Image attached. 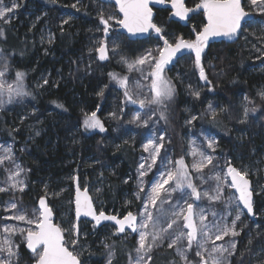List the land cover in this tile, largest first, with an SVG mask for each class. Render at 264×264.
Instances as JSON below:
<instances>
[{"label": "trees", "instance_id": "trees-1", "mask_svg": "<svg viewBox=\"0 0 264 264\" xmlns=\"http://www.w3.org/2000/svg\"><path fill=\"white\" fill-rule=\"evenodd\" d=\"M199 2L185 0V5L195 8ZM18 4L13 19L0 20L3 32L0 51L10 55L11 74L17 71L25 74L28 94L21 96L19 104L0 110V135L15 143L22 166L27 170L21 200L37 206L41 196H46L47 185V191L52 193L47 195V201L55 223H59L60 205L70 210L72 221L71 177H77L93 199L100 183L103 211L123 216L138 210L139 202L134 200L131 185L146 128L140 121L133 122V108L124 105L120 84L109 74L135 76L136 72H128L122 57L127 62L137 59L154 44L161 43L163 48L165 39L171 44L179 37L193 40L206 23L203 9L195 8L187 23L181 24L170 19L168 8L160 6L155 9L154 23L163 29V38L149 35L130 40L119 29L107 38L102 37L100 14L117 18L112 3L19 0ZM242 5L251 13L244 0ZM263 23L264 15L252 14V19L232 40L208 42L201 58L207 80L201 79L192 52L182 50L165 66L164 76L174 85L175 96L166 105H157L156 111L173 157L184 155L186 132L196 133L202 128L215 136L219 156L229 158L241 170L245 165L250 166L248 177L252 184L256 177L261 178L264 168V98L260 95L264 92ZM43 29L51 33L50 40L43 38ZM102 39H106L109 48L106 60H100L96 51ZM114 44L119 45L115 53L111 51ZM195 92H199V97L193 95ZM242 96H245L247 114L240 107ZM208 103L216 105L215 118ZM92 112H96L103 124V131L86 128L85 119ZM22 113L26 118L21 121ZM189 114L196 119L192 118L188 124ZM25 122L36 124L38 131L35 133ZM20 145L26 149H18ZM254 199L255 214L259 216L245 218L232 264H264V194L254 193ZM78 227L90 232L84 240L89 248L87 263L79 258L81 264H106L109 259L111 264H131L130 256L133 259L136 245L134 234L126 237V233L119 235L109 224L96 227L88 221H81ZM102 229L113 232L107 240L110 248L105 249L97 237L91 236ZM67 246L78 252L76 245L68 242ZM20 250L28 257L24 245ZM151 256L148 264H181L169 249H156Z\"/></svg>", "mask_w": 264, "mask_h": 264}, {"label": "snow or ice", "instance_id": "snow-or-ice-1", "mask_svg": "<svg viewBox=\"0 0 264 264\" xmlns=\"http://www.w3.org/2000/svg\"><path fill=\"white\" fill-rule=\"evenodd\" d=\"M157 3H164L165 0H156ZM115 3L119 6L120 13L123 14V18L118 20L117 23L127 29L131 34L145 33L150 29L154 30L157 34H161L160 38H163V29L153 23V10L149 6L150 0H115ZM249 3L253 7H257L261 13H264V0H249ZM171 6L174 9V15L182 19L187 18L188 14L193 9L187 8L184 4V0H171ZM18 5L13 3L11 7L4 5V0H0V19H5L10 13H13ZM73 8L76 5H72ZM197 9L202 8L206 17L207 23H205L202 29L195 33L194 40H185L183 37H179L175 44L169 43L168 40H164V47L159 50V56L153 57L151 52H148L145 56L140 57L128 63L127 60L122 57L121 60L127 63L128 72L141 71L139 66L148 64L150 68L149 76L151 78L150 98L134 99L133 94L128 87V77H120L119 74L110 73L112 79L125 89L124 95L126 100L131 104H139L141 107L145 105H166L167 101H171L175 96V87L172 82L164 76L165 66L171 63L173 57L180 53L182 50H192L195 53V66L200 70L201 79L207 80L204 67L201 64V55L207 46L211 37L224 36L228 38L235 37L238 31L242 27V22L250 15L245 11L242 5V0H201L196 5ZM114 19L113 16L105 18L103 13L100 14V22L103 25V32L108 34L110 24L109 21ZM68 21H64L67 23ZM0 35L3 32L0 31ZM119 45L113 46L111 51L117 52ZM99 53L100 60L108 59L109 48L106 41H101L99 47L96 49ZM8 72V67L5 65L3 70H0V103H4L2 99L6 93L8 96V102L10 103L14 96L27 95L28 93L23 91V82L25 74L17 71L15 73V80L13 83H8L4 77ZM44 83H47L45 80ZM139 96V93H136ZM196 97H199V92L193 93ZM264 98V92L260 93ZM62 107V105H60ZM209 109L212 110L213 118L216 116L215 109H212V105H209ZM254 110V109H253ZM248 109H245L247 114ZM114 115V114H113ZM161 117L164 118V113L161 112ZM151 119V118H149ZM149 119L142 121L143 125H148ZM196 119V117H193ZM140 117L137 115L133 122L139 121ZM86 128H100L104 130L103 124L98 119L96 112H92L90 116L85 119ZM160 142H157V138H152L143 145L146 152H149V157L144 163L139 165V176L141 178V185H143V177L146 175V170L150 171L156 164L157 159L160 158L162 162L166 157H161V149L164 147V137L158 138ZM216 142L213 139H208L207 147L215 150ZM9 155L0 157V164H3L6 160H12L11 149H4ZM191 155L193 157L199 156L198 162L193 163L192 167L197 172L202 170L208 165H213V156L207 155L206 152L201 151L198 148H193ZM150 161V162H149ZM15 171H10L7 176V180L11 182V188H18L23 191L25 182L19 179L24 169L19 165H14ZM217 167L213 165V168ZM248 170L245 168L243 171L232 166L231 162H227V171L223 173H215L213 180L215 181V188L212 189L210 194L208 191L198 190L191 179H189L188 166L185 164L183 158L175 161V169L159 172V177L151 183L150 191L147 193L146 199L143 200V210L138 214L128 212L122 219L116 216L106 215L103 211H97L93 207L92 199L88 195L87 188L81 191L79 185L76 187L75 196V214L77 218L83 214L84 216H91L96 224L99 225L101 221H114L116 227V233L125 232L126 226L133 232H139V246L135 249L136 258L132 261V264H148L152 260L151 252L153 248L159 247L165 240L168 241L167 247L174 249L175 252L181 257L185 264H193L187 258V252L193 250L195 246V256L199 257L198 264H229L227 256H231L236 249L235 241H229L227 246L224 244H216L215 241L224 240L225 236L231 235L235 237L239 233L235 230L236 221H239L241 216L238 213L231 222V226L214 222L212 224L206 223V216L203 214L204 210H200L199 226L194 218L193 203L186 204V211L184 208H180L179 212L173 211L172 215L176 219L167 223V227H162L159 224V217H154L152 211L149 210V205L152 208H157L158 202L161 205L160 211L163 212L164 196H171L172 192L183 189H190V197H194L196 200H200L203 196L209 201H218L225 204V207L236 203L242 204L248 213H253V193L250 188V180L248 177ZM170 182H172L170 184ZM235 189L238 196L224 197L225 188ZM8 188L0 187V192L8 191ZM140 192H144V187H140ZM181 199H184L181 196ZM176 207H179L177 203ZM6 211H14V214L6 219H12L16 221H23L29 225H35V228H18L8 224L3 225L2 231L7 234L3 238H0V264H19V245L14 244L11 236L19 233L24 236L26 246L31 250L34 258V264H81L79 257L74 254L66 246L67 241L65 239V230L59 225L52 222L53 211L48 206L45 197H41L39 200V208L35 209L32 216L35 219L29 218L28 214L18 209L16 202H9ZM217 213H213V216H217ZM230 215V213H229ZM138 216L140 218L139 224ZM182 217L183 225L177 231H169L173 229L174 225H178ZM167 218V217H165ZM151 224L152 231L147 229ZM184 229H187L185 232ZM74 235L71 243L73 245L78 243L79 229L75 225L70 230ZM26 233V235H25ZM213 235L215 240L212 239ZM151 237V242L148 243V238ZM199 237V238H198ZM186 239V244L184 243ZM211 243V248L208 247ZM251 243V241H250ZM106 248H110L109 245H105ZM207 253V256L205 255ZM112 253L109 252L111 257ZM132 260L130 256V261ZM108 264H111L109 259Z\"/></svg>", "mask_w": 264, "mask_h": 264}, {"label": "rangeland", "instance_id": "rangeland-1", "mask_svg": "<svg viewBox=\"0 0 264 264\" xmlns=\"http://www.w3.org/2000/svg\"><path fill=\"white\" fill-rule=\"evenodd\" d=\"M18 1L19 0H4V5L7 7H11L13 3H16L19 6ZM200 2H201V0H200ZM244 3L247 6L248 10L252 14L264 15V13H261L257 7L251 6L249 3V0H244ZM17 8L14 9L13 13H10L7 16L6 20L5 19H0V20L3 22H8L11 19H13L16 16ZM195 8H190V9H193V11L190 12L191 14L195 11ZM115 11H116V8H115ZM118 20H120V17L117 15V18H114V19L109 21V24H110L109 32L107 35H105L103 32V36H102L103 38H107L113 32H118V29H119L118 24H117ZM100 24H101V22H100ZM101 26H102V30H103V25L101 24ZM262 28H264V23L262 24ZM42 32H43V38L47 39V41L51 39V33L47 29H43ZM99 45H100V43H99ZM206 48H207V46L205 47L204 52H205ZM160 49H162L161 43L154 44L153 46L148 47L147 50L142 55H140L138 58L145 56L148 52H151L153 57H158ZM185 51L192 52L193 57H194L193 59L195 61L194 51L187 50V49H185ZM204 52L202 53V55L204 54ZM202 55H201V58H202ZM9 59H10L9 54L3 53L0 51V70H3L5 68V65H7L8 72L6 73L4 79L8 83H13L15 80V73H14V75L10 73ZM135 60L136 59L130 60L128 63H132ZM262 66L263 65H259L260 68ZM139 67L141 68V71H134V72H136L135 76H131L130 74L125 75L128 77L129 90L133 94L134 99H137V98L138 99H144L145 97L150 98V96H151V90H150L151 78L149 76V72H150L149 65L145 64V65H142ZM119 87L123 93L124 105L131 106L133 108L134 117L139 115V117H140L139 121H140L141 125H143L142 124L143 120L151 118V119H149L148 125H146V126L143 125L146 128V133H145L143 140L141 142V145H140L141 152L138 155V159H137V165H136V169H135V180L131 185V187L133 189L134 200L139 202V208H138V210H135L132 213L138 214L143 210V200L146 199L147 193L150 191L151 183L154 182L159 177V172L167 171V170H174L175 169V161H177L181 158L184 159L185 164L188 166L189 179H191V181L195 185H197L198 190L201 191V193H203L204 191H208L210 194H213L212 189L215 188V181L213 180V176L215 173L226 172L227 162H229V158H224L222 156H219L216 153L217 145L215 146L214 151H213V149H210L207 147L208 139H213L216 142L215 136L212 133H210L207 130L202 129V128L198 129V131L196 133H193L192 131H187L185 134V137H184V139H185L184 140L185 141L184 155L181 156L180 158L179 157L178 158L173 157V151L167 145L168 139L166 137V134H165L164 130L162 129V127L159 125V120L157 118V111H156L157 105H145L144 107H141L139 104H131L126 100V97L124 95L125 89L121 85ZM23 91L25 92L24 82H23ZM136 93H139V96H137ZM21 96H23V95H21ZM21 96H14L12 101L9 103L8 102V96L5 93L2 97V99L4 100V103H0V110L5 109V108H11V107H13L14 103L19 104V102H20L19 99L21 98ZM208 105H212V109L216 108V105L213 103H208ZM240 107L243 111H245V108H246L245 96H242L240 98ZM188 111L189 110L186 109L185 112L188 114ZM24 118H26V115H25V113L24 114L22 113V117H20V120L22 121V120H24ZM192 118H193V116L190 114L187 116V123L188 124L191 122ZM25 123H26V126L31 128V130H33L35 133L38 131V129L36 128V124H34V123L30 124L29 122H25ZM160 136L164 137V140H163L164 147L161 149V157H166V159L162 162V160L160 158H158L156 164L152 167V169L150 171L145 169L146 175L142 178L143 179V185H141V182H140L141 178L139 176V172H140L139 165L141 163H144L145 160L149 157V152H146L144 150L143 145L145 143H147V141L149 139H152L154 137L157 138V142H160L158 140V138ZM6 148L11 149L10 154H11L13 159L10 161L6 160L3 164H0V187H5V188L9 189L8 191L0 192V238H3L5 235H7V234L3 233V231H2V227L5 224H8V225H11L14 227H18V228H24V229H27V228H33L34 229L35 228L34 224L29 225L23 221L6 219L7 217H10L14 214V211H6L5 210L10 201L16 202L18 209L27 213L29 218H31V219H35V217L32 216V213L35 209L39 208L38 205L37 206H31V205H28L25 202H23L21 200V197H20V193L22 191H20L18 188H11L10 187L11 182L7 180V176L9 175L10 171L16 170L14 165H19L24 169V172L19 177V179H22L25 182V187H24L23 191L26 189V177H25V175H26L27 170L22 166V163H21L20 158H19V154L16 151L17 146L15 145V143L11 140L3 139L0 135V157L5 156V155H9V153H6L4 151V149H6ZM193 148H198L201 151L206 152L207 155L213 156V165H216L217 167L213 168V165H208L207 167H205L202 170V172H197L196 169H194L192 167V164L198 162L200 157L199 156L193 157L191 155ZM18 149L24 151L26 148L23 145H20V146H18ZM245 168H247L248 173H250L251 170H250V166H248V165H245V167H243L242 170L241 169L240 170L243 171ZM71 178L74 179L73 177H71ZM253 181H254V184H253L254 193L256 195L261 194L262 190H263L261 178L259 179L258 177H256L255 180H253ZM171 183L172 182H170V184ZM45 186H46V188H45L46 189V196H41V197H45L47 199V195H52V193L47 191V185H45ZM140 187H144V192H140ZM100 188H101V185H100V183H98V185L96 187L97 192L94 196L93 201H94V204H95V207L97 208V210L103 211V209L101 207L103 205V200L101 199V196L99 194ZM45 189H43V190H45ZM190 192H191L190 189L177 190L175 192H172L170 197L164 196V194L162 193V197L164 198V203L162 205L163 210H164L163 212L160 211L161 205L159 204V202H158L157 208H152L151 205H149V210L152 211L153 216L160 218L159 219L160 226L167 227L168 222H171V220L176 219V217L172 215L173 211L179 212L180 208H184L186 211V204L184 203V200H187L188 203H193V210H194V214H195L194 218H195L198 226H199V215H200L201 209L204 210L203 214L206 216V223H209V224H212L214 222H220V223H224V224L231 226L232 220L239 213L241 218L239 221H236L235 230L240 235L242 227H243L242 225L244 224L245 218L246 217L249 218V217L246 216V214L243 212L238 201L226 208L224 203L218 202V201H209L206 198H204L203 196L201 197L200 200H196L194 197H190V195H189ZM55 195L57 197L61 196V194H55ZM181 196H183L184 199H181ZM228 196H237V195L233 192L232 189L226 187L225 192H224V197H228ZM133 203H134V201H133ZM133 203L131 202L130 204H133ZM177 203H179V207H176ZM57 209L60 210V215L58 216V220H57L60 224L59 223L58 224L56 223V224L59 226L60 225L64 226L65 239L67 242L72 244L71 241L74 238V235L72 234V232L70 230L75 225L74 217L71 221L70 217H69V211L70 210L63 209V207L61 205ZM72 212H73V209H72ZM214 212L218 214L215 217L213 216ZM229 213H230V215H229ZM165 217H167V218H165ZM139 222H140V218L138 216V222L137 223L139 224ZM182 225H183V220L181 217L179 224L174 225L173 229L169 230V231H172V232L177 231L180 227H182ZM80 227H82V225H80ZM78 229H79V227H78ZM147 230L149 232L152 231L151 224L149 225V228ZM104 231H106V232H104ZM184 231L186 232L187 229H184ZM112 233L113 232L111 230L108 231V230L102 229V231L92 233L91 236L97 237L99 240V245L103 246L106 249L105 245H109L107 243V240L112 236ZM25 235H26V233H25ZM87 235H90V232L87 233L82 228L79 229L78 243L75 244L78 247L77 253H74L73 250H71L69 248V246L66 245L74 254H76L79 258H82L85 263H87L88 250H89L88 244L85 243V241H84ZM130 235H131L130 232L126 233V237H130ZM239 235H237L235 237H232L231 235L225 236L224 240H222V241L218 240V241H215V243L216 244H224L225 246H227V243L229 241H235V243L237 245L238 240H239ZM134 237H135L136 245L134 248V255H133L132 261L135 260L136 255H137L135 249L139 246V232H135ZM11 239L14 242V244L19 245V249H18L19 264H34L33 254L29 252V255L27 257L20 250L21 245L25 246V243H26L24 236L17 233L15 235L11 236ZM212 239L215 240L214 235H213ZM147 242L148 243L151 242V237L148 238ZM167 243H168V241L165 240L163 243L160 244L159 247L153 248L152 252L156 249H169V250H171V253H173V255L175 257L180 259L181 264H185V262L175 252L174 249H170L167 247ZM184 243L186 244V239H185ZM211 246H212L211 243H209L208 247L211 248ZM195 250L196 249L194 246L193 250L188 251L186 254H187V258L189 261L193 262V264H198L199 257L195 256ZM235 251H236V249H235ZM235 251L232 253L231 256H228V254L225 253V256H227V258H228L229 264H232V262L235 263V261L233 259ZM152 252H151V255H152ZM205 255L207 256V253H205ZM108 261L106 262V264H108ZM132 261H131V264H132Z\"/></svg>", "mask_w": 264, "mask_h": 264}, {"label": "water", "instance_id": "water-1", "mask_svg": "<svg viewBox=\"0 0 264 264\" xmlns=\"http://www.w3.org/2000/svg\"><path fill=\"white\" fill-rule=\"evenodd\" d=\"M100 2H106V3H112L114 4L115 8H116V12H117V15L120 17V19L123 18V14L120 13L119 11V6L115 3V0H98ZM184 4H185V0H184ZM161 5H164L166 8H168L170 10V19L171 20H174V21H178L179 23L181 24H185L187 23V21L189 20L190 18V14H188L187 18H180V17H177L174 15V9L172 8L171 6V0H165L164 3H157L156 0H150V4L149 6L152 8L153 10V23H154V16H155V11H154V8H157ZM186 6V5H185ZM187 7V6H186ZM247 12V11H246ZM249 13V12H248ZM205 18H206V23H207V17L205 15ZM252 19V14L250 13V15L246 18L245 21L242 22V27L245 23L249 22L250 20ZM118 24V23H117ZM241 27V28H242ZM118 28H119V32L124 34L128 39L130 40H135V39H144V38H147L149 35H155V36H160V34H157L154 30L150 29L148 32H145V33H136V34H131L127 31V29L121 27L119 24H118ZM236 37V36H235ZM235 37H232V38H228V37H224V36H217V37H211L209 39V42H212V41H219V40H232L233 38ZM102 41H106V39H103ZM232 166H234L232 164ZM235 167V166H234ZM237 168V167H236ZM238 169V168H237ZM226 171H227V166H226ZM249 180H250V188H251V191L253 193V196H252V199H253V213H248L247 210L243 207L242 204H240L243 212L246 214V216H248L250 219H254L255 217V214H254V192H253V184H252V181L249 177H247ZM77 184L79 185L81 191H83L86 187H82L80 184H79V180L77 177H74L73 179V215H74V223H75V226L78 227L79 223L81 221H88V222H91L93 223L96 227H100V226H103V225H106V224H109L111 226H113L116 230V225H115V222L114 221H101V223L99 225L96 224V221L91 217V216H84L83 214H81V216L79 218H77L76 214H75V196H76V187H77ZM233 192L238 196V193L235 192V189H232ZM263 190H264V172H263ZM87 191H88V195L91 197L92 199V203H93V207L95 208V210L97 211V213H99V211L97 210V208L95 207V204H94V201H93V198H92V195L91 193L89 192L88 188H87ZM46 199V198H45ZM40 200V199H39ZM46 202L48 204V206L50 207L47 199H46ZM38 207H39V201H38ZM52 209V208H51ZM53 211V210H52ZM106 215H109V216H116L117 218H120L122 219L125 215L123 216H119V215H116V214H112V213H108V212H105L103 211ZM134 214V213H133ZM52 222L55 223L54 221V212H53V217H52ZM138 222V221H137ZM56 224V223H55ZM126 232H130L131 234L135 233L133 232L130 228H128L126 226L125 228V232L123 233H118L119 235H122ZM25 248L28 252L32 253L31 250H29L26 246V243H25ZM70 250V249H69ZM71 251V250H70Z\"/></svg>", "mask_w": 264, "mask_h": 264}, {"label": "flooded vegetation", "instance_id": "flooded-vegetation-1", "mask_svg": "<svg viewBox=\"0 0 264 264\" xmlns=\"http://www.w3.org/2000/svg\"><path fill=\"white\" fill-rule=\"evenodd\" d=\"M161 6H164V5H161ZM160 7V6H159ZM158 8V7H157ZM155 9L156 8H154V11H155ZM155 17V16H154ZM263 172H264V168H263V170H262V175H261V181H262V189H263ZM262 193L264 194V190H262ZM262 211L264 212V208L262 209ZM261 211V212H262ZM254 214H255V199H254ZM261 214V213H260ZM256 216H259V214H255V217L254 218H256ZM127 233V232H126ZM125 234V233H124ZM134 234V233H133Z\"/></svg>", "mask_w": 264, "mask_h": 264}]
</instances>
